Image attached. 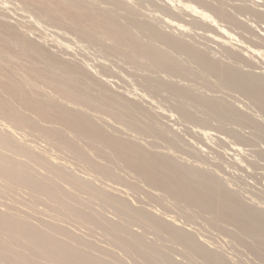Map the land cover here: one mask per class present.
Returning <instances> with one entry per match:
<instances>
[{"label": "bare ground", "instance_id": "1", "mask_svg": "<svg viewBox=\"0 0 264 264\" xmlns=\"http://www.w3.org/2000/svg\"><path fill=\"white\" fill-rule=\"evenodd\" d=\"M17 1L25 10L57 28L68 29L109 57L115 56L126 65H134L141 72L136 75L132 68L142 85L140 88L148 89L153 96H165L183 119L204 128L211 124L217 126L219 134L228 133L242 143L253 139L251 134V138L241 134L240 129H249L264 142L261 123L264 117L259 118V114L264 116V68L257 66L264 65V2L251 0L248 5L243 0H216L211 4L208 0H195L196 7L193 0L189 1L194 3H189L191 5H180V0H177L180 4L174 0H159L161 3L157 0L156 4H160L157 8L166 14L172 13L175 17L168 15L175 20L180 18L178 23L179 20L168 19L166 14V18H162L156 13L154 16L143 13L147 8L145 0L142 2L146 8L142 9L141 4L136 6V0L135 4L133 0ZM151 3L154 6V1ZM152 9L156 12L154 7ZM176 9L193 17L183 18L193 19L189 22L196 26L206 23L215 30L211 35L210 28L209 36L208 31H204L205 37L224 49L218 46L225 60L212 56L214 48L211 52L209 48L198 47L196 44L200 41L193 30L190 31L195 33L198 42L190 43L194 37L191 39L189 30L181 25L185 20L176 15ZM218 20L226 25H218ZM11 21L0 19V264H127L124 257L134 264H236L228 258L231 254L225 256L226 252L221 254L218 248L201 242L198 233L194 235V231L183 229L181 224V228L176 226V221L164 218L152 208L133 205L124 196V188L139 201L151 203V207L153 202L161 205L164 198L174 201L182 207L181 220L192 222L191 211L207 215L205 223L209 222L216 232L217 228L218 232L221 230V235L231 236L230 241L233 237L243 243L264 264V211L258 208L262 204H257L260 200L249 202L258 207L250 205L235 192L237 190H229L224 183L226 180L221 181L214 170L216 176L209 173V169L185 164L189 160L183 161L177 156V153L182 155L179 150L183 142L170 137L163 122L162 128L155 122L158 119H153L154 112L147 113L142 103L139 105L135 98L131 99L135 93L127 97L126 93L121 96L122 92L120 95L113 93L114 90L111 92L109 82L103 78L105 74L98 75L100 70L93 71V67L80 64L76 59H58L33 40L28 31L20 30ZM160 24L182 35L187 30L189 35H185L190 38L189 42L181 34L166 32L165 26L162 28ZM205 25L199 27L205 30ZM200 36L198 38H204ZM232 40L236 42L231 43ZM242 65L261 70H245ZM102 67L107 69L105 65ZM181 79L199 83L207 87L209 93L223 95L222 92L230 91V94L243 95L259 112L255 113V118L262 121L249 116L253 112L247 115L239 110L226 96L206 94L204 88V92L194 90L190 88L193 85L180 83ZM148 90L146 94L151 95ZM208 131L201 135L204 139L210 136L206 138L210 140L212 131ZM150 135L167 143L168 149L159 150L153 145L157 141L151 144L150 139H146L149 146L140 142ZM30 138L42 142L41 145L32 144ZM252 141L253 146L261 144ZM52 149L59 152V158L61 154L72 157V162L82 167V171L81 167L77 169L85 175L78 174L76 167L71 168L72 164H64L66 156L61 158L63 162L54 157ZM187 149L186 154L188 151L190 154L191 148ZM26 203L30 206H24ZM214 230L211 232L215 233ZM97 234L106 240L107 248L93 240ZM235 247L233 252L242 248Z\"/></svg>", "mask_w": 264, "mask_h": 264}, {"label": "rangeland", "instance_id": "2", "mask_svg": "<svg viewBox=\"0 0 264 264\" xmlns=\"http://www.w3.org/2000/svg\"><path fill=\"white\" fill-rule=\"evenodd\" d=\"M135 0H133L132 2L135 4V2L137 1V3H136V6H141V8L140 9H142V8H146V5H147V8L146 9H143V10H145V12L143 11V13H145V14H148V15H150V16H154L155 15V13L158 15V16H160V17H164V18H166V16H165V14H166V12L164 11V12H162L161 10H160V8L158 9L157 7L160 5H158V4H156V3H161V1H157V0H152V1H154V6H153V4L151 3V0H148V2H147V0H136L135 2H134ZM142 1H144V3L146 4V5H144V3L142 2ZM176 3H178V1L177 0H174ZM188 1V2H187ZM189 1H191L192 2V0H180L179 2L181 3H178V4H180V5H182V4H187V5H191V4H194L195 3V6H196V4H197V2L195 1V0H193V2L194 3H191V2H189ZM207 1V0H206ZM210 1V3L212 4H214V2H216V0H208V2ZM211 1H213V2H211ZM260 1H262V2H264V0H260ZM243 2L244 3H246V4H248V5H251V0H243ZM20 2H18L17 0H0V19H5V20H9L10 19V21L11 22H13V23H15L16 24V26L18 27V28H20V30H24L25 29V31H28L29 33H30V36H31V38L33 39V40H36V42L38 43V44H40L44 49H45V51H47L48 53H50V54H52L53 56H55V57H57L58 59H60V60H62V61H67V60H70V59H72V61L73 60H75L76 59V62H78V63H80V64H82V63H84L83 65H85L86 63H87V65H90L89 67L90 68H92V70L93 69H96L97 71L98 70H100V71H98L99 72V76L100 77H102V74H100V72L101 73H103V75L105 74V76H103V78L104 77H106V79L105 80H107L108 82H109V85H108V88L110 89V91L112 92V90H114L113 91V93L115 92H117V94L118 95H120L121 94V96H123L124 95V93H126L125 95H127V97H129V95L130 96H132L131 94L132 93H135V94H133V96L131 97V99L133 100L134 98L136 99V102L138 103H140L139 105H141V103H142V107H143V109L145 110H147V113H149L150 114V112L152 113V112H154V113H152L151 115H155L154 117H153V119L154 120H157V121H155L157 124H159V126L162 128V126L165 128V130L167 129V130H169V131H167V132H169L168 134H169V136L170 135H172V136H170V137H172V138H175L177 141H178V143H180V142H183V143H180V145H181V148L183 147H185L186 145H188V146H186L185 147V149H187V147H189V149H190V154H193L192 156H190L189 157V151H188V153L186 154V151L188 150H185L184 149V151H183V148L181 149V150H179L180 152H182V155L181 154H179V153H177V156H178V158H182V159H180V160H183V161H187V160H189L190 162H191V164H190V162L189 161H187V163H185V164H187V165H192L193 167L195 166V167H197V168H199V167H201V168H203V169H209V171H207V172H209V173H214V171L216 172V174L217 175H219V176H217V177H219V179L221 180V181H223L224 183H225V185L227 186V187H229V190H237V191H235L239 196H241V198L242 199H244V201L245 202H247L248 204H250V205H254V206H257L258 207V205H255L254 203H256L257 202V200H260V201H258L259 203H257V204H260V203H262V204H260V206L258 207L259 209H261L260 207H262V211H264V148H263V144H264V142H262V140H260V138L258 137V136H256L251 130H249V129H240V131H241V134H243L244 136H249L248 138H251L250 137V134H251V136H252V138L253 139H250V142H246V143H248V144H246L245 142H239V140H236V138H235V140L233 139V136L231 137V135L230 134H228V133H224V134H228L229 136H227V135H224L223 134V132L222 133H218V131L216 130V129H218V128H216L217 126H211V125H209V127H207V126H205V128H204V126L202 125V126H200V125H194L191 121L189 122L188 120H186V119H183L184 117L181 115V114H179V112L173 107V105H171L172 104V102H170L168 99H166L165 98V96H158V95H156V96H153L154 94L152 93V92H150L148 89H145L144 87V89L145 90H142L141 88H140V86H142V85H140L141 83H138L139 82V80H138V76H136L135 77V72H137V74L136 75H139V72H140V70L139 71H137L138 69H136L135 68V66L134 65H130V63H128L127 65L126 64H124L123 62H122V59H120V58H116L115 56H112V58L113 57H115V58H111V57H109L108 56V54L107 53H105L104 51H102L100 48H98L97 46H90V44H87L85 41H83V40H81L79 37H76V35L74 36V34H72L68 29H65V28H57V27H55L52 23H49L47 20H45V19H43V18H40V17H38V16H36L35 14H32L31 12H29V11H27V10H25L24 9V7L23 6H21V4H19ZM143 3V4H142ZM189 3H191V4H189ZM237 3H239V2H237ZM141 4V5H140ZM215 4H217V3H215ZM144 5V6H143ZM158 5V6H157ZM156 9V12H155V10L153 11V7ZM194 6V5H193ZM196 7H198V5L196 6ZM230 8V7H229ZM231 10H232V8H230ZM179 12H178V11ZM149 11V12H148ZM158 11V12H157ZM160 11H161V13H163V14H161L160 13ZM233 11V10H232ZM5 12V13H4ZM4 13V14H3ZM175 13H177L176 15L178 16V17H182V21L183 20H185L184 22H181V25H183V26H185V29H188L189 30V33H191V31L190 30H193L195 33H197V35H195L196 36V38L198 39V41H204V38H205V40L208 38L207 36V38L205 37V32L204 31H208L207 32V34H208V36L211 34V35H213L214 33H215V30L213 29V28H211L209 25V28H208V26L207 25H205L206 23H204V24H199V26H204L205 25V27H206V29L205 30H203L204 28H202V27H199L198 25L196 26L195 25V23L193 24V22H189V21H193V19L192 20H188L189 18L191 19V18H193V17H190L188 14H185L184 15V12H182L180 9H176V12ZM174 13V14H175ZM154 14V15H153ZM168 14H170V15H172V17H175V15L173 16V14L172 13H167L166 15H168ZM179 14V15H178ZM170 15H168L169 17H170ZM8 18H7V17ZM10 16V17H9ZM167 16V18L168 19H171L172 17H168ZM184 16H188L186 19H184L185 17ZM184 17V18H183ZM177 18V17H176ZM15 19L17 20V21H15ZM172 20H174V21H178L179 20V22L178 23H180V18L178 19L177 18V20H175V18H172ZM186 21H188L189 23L187 24H184ZM221 22V21H220ZM20 23H22V24H20ZM177 23V22H176ZM221 23H223V22H221ZM225 24V23H224ZM224 24H220L219 23V20H218V25H224ZM161 25V24H160ZM226 25V24H225ZM224 25V26H225ZM162 26V28H163V26H165V25H161ZM199 27V28H198ZM210 28L212 29V31L210 32V34H209V31H210ZM164 30H166V32H168L167 30H169V32H173V33H175L176 35H180L181 33H179L178 31H177V33L175 32V31H173V30H171L170 28H168V27H164L163 28ZM197 30L199 31V32H197ZM203 31V32H202ZM214 31V32H213ZM187 32V33H186ZM194 32H192L191 33V35L189 36L191 39L194 37L195 38V36L193 35V33ZM194 33V34H195ZM199 33H200V35H199ZM230 33H232L233 34V36L235 35L236 36V34L233 32V31H231L230 30ZM184 35H182L181 34V37H183L186 41H188L189 42V37H187L189 34H188V31L186 30L184 33H183ZM187 36H186V35ZM206 34V35H207ZM217 34V33H216ZM178 35V36H179ZM186 38H185V37ZM192 36V37H191ZM202 37V36H204V38L202 37L201 39L200 38H198V37ZM237 37V36H236ZM193 38V40H191V42L190 43H193L194 41H195V43H197L198 41H197V39L195 38L194 39ZM203 39V40H202ZM209 40V39H208ZM233 41H235L236 42V40H232L231 41V43H233ZM197 43L196 45H198V47H200V48H204V49H208L209 48V50L212 52V50H213V48L214 49H216V51H214V52H212V56H217L219 59H223V60H225L224 58L225 57H222L223 55H221V54H224L223 53V51H220L221 49H223V48H221V46H219V45H217V44H213L212 42H209V41H205V42H202V43ZM207 42H209V44L207 43ZM234 42V43H235ZM195 43H193V44H195ZM204 43L206 44V45H204ZM213 44V45H211V44ZM207 44L208 45H211V46H207ZM199 45H201V46H199ZM204 45V46H203ZM206 46V47H205ZM221 48H219V47ZM218 48L220 49V50H218ZM102 51H100V50ZM218 50V51H217ZM224 50V49H223ZM102 53H100V52ZM215 52H218L216 55H214L215 54ZM219 52H222V53H219ZM104 53V54H103ZM106 56H108V58H106ZM217 57H215V58H217ZM221 57V58H220ZM106 58V59H105ZM111 58V59H110ZM115 59V60H114ZM118 61H117V60ZM109 60V61H108ZM115 61V62H111V61ZM231 60V59H230ZM117 61V62H116ZM226 61H227V59H226ZM233 61V60H232ZM109 62V63H108ZM122 62V63H121ZM104 63V64H103ZM110 63H112L111 65H110ZM115 63H116V65H115ZM119 63H121V64H123V65H121L120 67L118 66L119 65ZM127 63V62H126ZM98 64V65H97ZM105 65L106 67H107V69H104L102 66H100V65ZM109 64V65H108ZM114 64V65H113ZM87 65H85V66H87ZM113 65V66H112ZM247 64H245L244 66H246ZM102 67L103 68V70L102 69H100V67ZM112 66V67H111ZM117 66H118V68H117ZM125 68H123V67ZM127 66V67H126ZM130 66H134V67H130ZM243 66V65H242ZM243 66V68L245 69V70H253V71H255V69H256V71L258 70V71H260L259 70V68H261V67H263L264 68V65L262 66H260V65H257L259 68L257 69V68H255V69H253V68H251L250 66H247L246 68ZM96 67H98V68H96ZM111 67V68H110ZM117 69H116V68ZM129 67V68H128ZM110 68V69H109ZM123 68V69H122ZM128 68V69H127ZM132 68H135V72H134V70L132 69ZM249 68H251V69H249ZM108 69H109V71H108ZM114 71H113V70ZM131 69V70H130ZM96 70H93V71H96ZM102 70V71H101ZM111 70H112V72H111ZM118 70V71H117ZM121 70V71H120ZM117 71V72H116ZM124 71V72H123ZM129 71L131 72L130 74H129ZM257 71V72H258ZM115 74H114V73ZM122 72V73H121ZM97 73V72H96ZM111 73V74H110ZM121 73V74H120ZM141 73V72H140ZM116 74H117V77H116ZM119 74V75H118ZM132 74H133V76H132ZM111 75V76H110ZM115 75V76H114ZM162 75H164V74H162ZM108 76L110 77V78H108ZM130 76V77H129ZM132 76V77H131ZM159 76H161V74L159 75ZM165 76V75H164ZM164 76H162L161 78H164V79H166V77H164ZM133 77H135L136 79V81H137V84L136 83H134V81L135 80H133L134 78ZM131 78H133V79H131ZM129 79V80H128ZM131 79V80H130ZM110 80V81H109ZM182 80V79H181ZM111 81H113V82H111ZM135 81V82H136ZM187 82V83H186ZM180 83H183L184 85H186V86H190V85H193V87L191 86L190 88H194V90H199V89H201L202 91L205 89H207L205 92H206V94H209V95H216V94H218V95H221V93H217V92H214V91H212V92H210L209 93V89L206 87H204V86H202L201 84H199V83H195V82H190L189 81V83H188V81L187 80H182V81H180ZM191 83H193V84H191ZM111 84V85H110ZM132 84V85H131ZM137 85V87H136V85ZM182 84V85H183ZM197 84H199V85H197ZM183 85V86H184ZM134 86V87H133ZM115 88V89H114ZM136 88H137V91H136ZM139 88H140V90H139ZM204 88V89H203ZM117 90V91H116ZM134 90V91H133ZM144 92V91H146V90H148L150 93H151V95H148L149 93L146 91L145 93H143L142 91ZM140 91V92H139ZM200 91V90H199ZM201 91V92H202ZM120 92H122V93H120ZM139 92V93H138ZM204 92V91H203ZM120 93V94H119ZM140 95L141 93H142V95H138V94ZM146 93H148V94H146ZM213 93H215V94H213ZM223 93V95H221V96H226L225 98H226V100H228V98L231 100V102H232V105H234L235 107H237L239 110H241L242 112H244L245 114H247L248 115V112L249 113H251V112H253V114H249V116H251V117H253V118H255V117H257V115H258V113L259 112H257L256 111V108H254L253 106H251L252 104L248 101V99L246 98V97H244L243 95L242 96H240L241 94H238V93H236L235 92V94H230L231 92L230 91H227V92H222ZM225 93H226V95H225ZM229 93V94H228ZM234 93V92H233ZM123 94V95H122ZM137 94V95H136ZM144 94V95H143ZM124 95V96H125ZM232 95V96H231ZM136 96H138V97H140V98H136ZM143 98H142V97ZM152 96V97H151ZM217 96V95H216ZM229 96H231V97H229ZM235 96H236V100H235ZM151 97V98H150ZM155 97V98H154ZM157 97H159V98H157ZM240 97V98H239ZM243 97V98H242ZM157 98V99H156ZM164 98V99H163ZM238 98V99H237ZM139 99H140V101L141 100H147V99H149V100H143L142 102H140L139 101ZM138 100V101H137ZM162 100V102H160ZM166 102H165V101ZM167 100H168V102H167ZM230 100H228L229 101V103H231L230 102ZM149 101H151V102H149ZM248 101V102H247ZM149 102V103H148ZM247 102V105L245 104ZM167 103V104H166ZM169 103H171V104H169ZM244 103V104H243ZM249 104H251V105H249ZM238 105V106H237ZM169 108H168V107ZM170 107H172V108H170ZM247 107H251L250 109L249 108H247ZM173 108L176 110V112H175V110H173ZM193 110H194V108H192ZM244 110H247V112L246 111H244ZM149 111V112H148ZM156 112V113H155ZM178 112V113H177ZM255 113L257 114V115H255ZM158 114V115H157ZM163 114H165L164 116H163ZM167 115V116H166ZM168 115H169V117L170 118H168ZM172 117H171V116ZM255 115V116H254ZM261 115V116H260ZM260 116V117H259ZM259 118H262V117H264V116H262V114H259ZM158 117V118H157ZM183 117V118H182ZM156 118V119H155ZM257 121H260L261 119H257V118H255ZM263 120H264V118H262ZM186 120V121H185ZM262 121V120H261ZM260 121V122H261ZM162 122H163V125H162ZM161 123V124H160ZM169 124L168 126L166 125V124ZM262 123V125L264 126V122L262 121L261 122ZM195 124H197V123H195ZM162 125V126H161ZM165 125V126H164ZM214 125H216V124H214ZM198 126H200V127H198ZM171 128V127H173L172 129H168V128ZM163 128V129H164ZM207 128V130H210V131H212L213 133H215V134H213V136H212V132L210 133L211 134V138H210V140L216 135V137L218 136H220L221 135V137L220 138H222V139H218L217 140V138H215V141H214V138L212 139V141H210L209 139H206V138H209V137H205V139H204V136H202L201 135V133L202 132H207V130H203V129H206ZM209 128V129H208ZM174 132H173V131ZM218 130H220V128L218 129ZM173 132L172 134L170 133V132ZM201 131V132H200ZM210 131H208V132H210ZM221 131H224V130H222L221 129ZM216 132L218 133V135L216 134ZM252 132V133H251ZM175 133V134H174ZM249 133V134H248ZM177 134V135H176ZM179 134V135H178ZM252 134H254L255 135V137H256V140L254 139L255 137H254V135H252ZM179 136L180 138H182V139H184V141L183 140H181L179 137V139L177 138V137H175V136ZM151 136H153V135H150V136H147V138H143V139H145V140H140V142L142 143V144H144V145H146V146H149V145H147L149 142H152L151 144H153V143H155V141H157L156 142V144H153L154 146H156V147H158V148H160L159 150H166V149H168L167 147H168V145H167V147L165 146L167 143H165V142H163V140H161V139H156L154 136H153V138L151 137ZM174 136V137H173ZM32 139L33 138H30V140H31V142H32V144H38V146L39 145H41V143H39V141L37 140V141H35L34 139H33V141H35V143H33V141H32ZM146 139L148 140V139H150V140H148V141H146ZM159 140V141H158ZM160 140H161V142H160ZM252 140H254V141H258V144H260V145H257V143H256V145H255V143H254V145L255 146H253L252 144H251V142H253ZM143 141V142H142ZM186 141H190L189 143L187 142L186 143ZM260 142V143H259ZM160 143H161V145H160ZM185 143H186V145H185ZM263 143V144H262ZM150 144V143H149ZM150 144V145H151ZM164 144V145H163ZM183 144V145H182ZM193 144V145H192ZM197 145H198V147H197ZM161 146V147H160ZM163 146H164V148H163ZM191 146H193V147H191ZM166 148V149H165ZM198 148H199V151L201 150V148H202V150L200 151L201 152V156H199L200 155V152L198 151ZM262 149V150H261ZM196 150H197V152H196ZM203 150H204V153H203ZM260 150V151H259ZM54 151V152H53ZM55 151L56 150H53L52 149V152H51V154H53V153H55ZM263 153H262V152ZM194 152H196V153H194ZM186 154V155H184V154ZM197 153H199V154H197ZM259 153H261V154H259ZM56 155H54L53 154V156L54 157H58V156H60V154H59V152H57V153H55ZM58 154V155H57ZM179 154V155H178ZM189 154V155H188ZM263 155V156H262ZM64 156V155H63ZM63 156H62V154H61V157L59 158L60 160H61V158H63ZM66 157H68V155H65ZM64 156V157H65ZM183 156V157H182ZM184 156H188L189 158H192L191 160L189 159V158H187V157H184ZM197 156V158L196 159H194V157H196ZM66 157L64 158L65 159V161L63 162L62 160V162L64 163V164H66V165H68L69 166V164L71 165H75V166H72L71 165V168H75L76 167V172H78V174L80 173V174H82V175H85L84 174V172H80L77 168H80L81 166H79L78 164H76V163H74V161L72 162V160H73V158L72 157H70L71 158V160H70V158H69V160L71 161H69V160H67L66 159ZM200 157H203V158H201V160L199 159ZM66 160H67V162H66ZM193 160V161H192ZM194 160L196 161V162H194ZM203 160H204V162H203ZM205 160H207V161H205ZM182 161V162H183ZM70 162V163H69ZM192 162L194 163V164H192ZM200 162V163H199ZM206 162H208V163H206ZM184 163V162H183ZM197 163V164H196ZM204 163H205V165H204ZM199 164V165H198ZM203 164V165H202ZM209 164H211V165H213V166H209ZM263 164V165H262ZM198 165V166H197ZM78 166V167H77ZM211 167H213V168H211ZM217 167V169H215ZM212 169V170H211ZM75 170V169H74ZM78 170V171H77ZM214 170V171H213ZM218 170V171H217ZM81 171H82V167H81ZM211 171H213V172H211ZM89 174V173H88ZM88 174H86L87 176H89ZM216 174L214 173L213 175H215L216 176ZM223 176V177H222ZM221 178H223V179H221ZM230 183H229V182ZM231 186H230V185ZM234 185V186H233ZM236 188V189H235ZM239 188H241V189H239ZM124 191H123V193L125 194H123L124 196H126L127 198H128V200L133 204V205H136V206H138V205H140V206H144V207H148L149 209H151L152 208V210L154 211H157L158 213H161V215H163V217L164 218H169L170 220H172V221H176L175 223H176V226H180V224L181 225H183V229L184 228H188L189 229V231L190 232H192L193 233V231L195 232L194 233V235L195 234H197L198 233V236H197V238H199L200 237V241L201 242H204L205 244H207L208 245V247H210L211 245H213L212 246V248H218L217 250H218V252H220L221 254H222V252L224 253V252H226V254H225V256H228V253L229 254H231V255H233V256H231V255H229L228 256V258L229 259H231L234 263H236V264H261L262 262H261V260L256 256V255H254V253H251L252 252V250H250L249 248H247L243 243H242V245L240 244L241 242L240 241H238V240H236V239H234L233 237H232V241H230L229 240V238L231 237H229V235L228 234H226V233H223L222 235H221V230L218 232V228H217V232H216V228H214V227H210L209 226V222H206L207 223V225H206V223H205V221H207L208 220V217H207V215H203V214H200L201 215V218H200V215H199V213H195V211L193 212V211H191L192 212V214H193V219H192V222H188L186 219H179V218H182V212H181V210L180 209H182V207L178 204V206H177V203H175L174 201L173 202H170L171 200L170 199H168V198H164V199H166V200H164V201H161V205H163V207L160 205V203H158L160 206H158V204L156 203V202H153L154 204L156 203L157 205H154L153 203H152V207H151V203H146V202H142V201H139L138 199H136L133 195H132V193H130V194H128L129 193V191L127 190V189H123ZM127 192H126V191ZM240 190H242V192L240 191ZM240 191V192H239ZM244 192V193H243ZM246 197V198H244V196ZM247 197H248V199H247ZM257 198V199H256ZM247 199V200H246ZM249 199H250V201H249ZM168 200V201H167ZM252 200V201H251ZM166 201V202H165ZM262 201V202H261ZM169 202V204H167ZM249 202H254V203H249ZM142 203V204H141ZM144 203V204H143ZM164 203V204H163ZM176 205H175V204ZM148 204H150V206L148 205ZM168 205V206H170L171 208H169L168 206H167V208L170 210V211H168V209L166 208V206L165 205ZM173 204H174V206H173ZM24 206H30L29 205V203L27 204H25ZM23 206V207H24ZM156 206H158L157 208H154V207H156ZM160 207V208H159ZM165 207V208H164ZM176 207H178V208H176ZM180 207V208H179ZM27 208V211H28V209H29V207H26ZM42 208V207H41ZM177 209H179V210H177ZM162 210H164V211H162ZM168 211V213L166 212V211ZM22 211H24L25 212V207H24V209L22 210ZM168 214H166V213ZM170 213H174V214H170ZM179 213V214H178ZM195 213V214H194ZM166 214V215H165ZM170 214V215H169ZM174 215V216H173ZM178 216V217H177ZM203 216V217H202ZM40 217H42L41 215H40ZM203 218V219H202ZM207 218V219H206ZM193 220H195V221H193ZM200 220V221H199ZM203 220H204V222H203ZM187 221V222H186ZM190 221V220H189ZM180 222V223H179ZM193 222H195V223H193ZM196 222H198L200 225L198 226V225H195V224H198V223H196ZM201 222V223H200ZM183 223H185V224H183ZM191 223V224H190ZM193 223V224H192ZM187 225V226H186ZM204 225V226H203ZM206 225V226H205ZM198 226V227H197ZM182 226H180V228H181ZM202 227V228H201ZM205 227H207V228H205ZM208 227H209V230H210V228L212 229V230H214L215 231V233H212L211 231L212 230H210V232L212 233V234H210V232L208 231ZM201 228V229H200ZM205 228V229H204ZM214 228V229H213ZM136 229V228H135ZM188 229H185V230H187L188 231ZM230 229H232L233 231L235 230L233 227L232 228H230ZM136 230H138V229H136ZM203 230H207V232L206 233H204V231ZM80 231V230H79ZM213 231V232H214ZM81 232V231H80ZM79 232V233H80ZM221 232V233H220ZM209 233V234H208ZM220 233V234H219ZM202 236H200V235ZM216 236H215V235ZM220 235V236H219ZM101 237V235L100 234H97L96 236H95V238H93V240L95 241V242H99L100 243V241H101V244H102V242H104L103 244L104 245H101V244H99V243H97L98 245H100V246H103V247H105V248H107L106 246H105V244L107 245L108 243H106V240L103 238H100ZM213 236V237H212ZM222 236V237H221ZM225 236V237H224ZM215 237V238H214ZM226 237H228V238H226ZM227 239V240H226ZM103 240V241H102ZM105 240V241H104ZM204 240V241H203ZM228 240H229V242H228ZM233 240H235V242L237 241V242H239V244L237 243V245H236V243H233L234 241ZM247 241H250V240H248V239H246ZM207 241V242H206ZM230 243H232V244H230ZM236 245V247H235V245ZM231 245H233V248H232V246ZM242 247H240V246ZM108 246V245H107ZM234 247L237 249V247H240L241 249H237L238 251L239 250H245V251H242V253L244 254V255H242V253H241V251L240 252H237V250L235 251V252H233L235 249H234ZM249 251H248V250ZM214 250H216V249H214ZM216 250V251H217ZM221 250V251H220ZM224 250V251H223ZM117 252H119L118 250H116ZM247 252V253H246ZM119 254H120V252H119ZM236 254V255H235ZM241 254V255H240ZM121 255V254H120ZM240 255V256H239ZM249 257H248V256ZM251 255L254 257V259L251 257ZM246 256V257H245ZM257 257V258H256ZM125 259H124V261L125 262H127V264H132L133 262L131 261L130 262V259H128V258H126V257H124ZM259 261V262H258ZM130 262V263H129ZM134 264V263H133Z\"/></svg>", "mask_w": 264, "mask_h": 264}]
</instances>
